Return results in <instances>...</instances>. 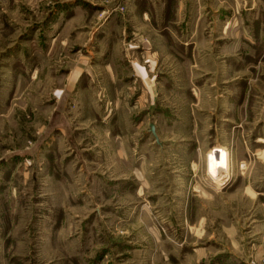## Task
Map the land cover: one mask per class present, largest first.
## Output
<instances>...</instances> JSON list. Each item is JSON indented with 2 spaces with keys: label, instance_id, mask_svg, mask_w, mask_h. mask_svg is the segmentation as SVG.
Returning a JSON list of instances; mask_svg holds the SVG:
<instances>
[{
  "label": "rangeland",
  "instance_id": "374dc122",
  "mask_svg": "<svg viewBox=\"0 0 264 264\" xmlns=\"http://www.w3.org/2000/svg\"><path fill=\"white\" fill-rule=\"evenodd\" d=\"M0 264H264V0H0Z\"/></svg>",
  "mask_w": 264,
  "mask_h": 264
},
{
  "label": "water",
  "instance_id": "95a60500",
  "mask_svg": "<svg viewBox=\"0 0 264 264\" xmlns=\"http://www.w3.org/2000/svg\"><path fill=\"white\" fill-rule=\"evenodd\" d=\"M151 132L156 136L155 127L154 125L150 126Z\"/></svg>",
  "mask_w": 264,
  "mask_h": 264
}]
</instances>
